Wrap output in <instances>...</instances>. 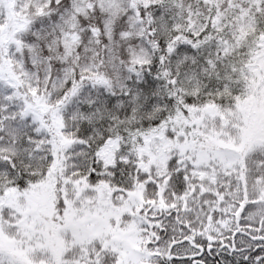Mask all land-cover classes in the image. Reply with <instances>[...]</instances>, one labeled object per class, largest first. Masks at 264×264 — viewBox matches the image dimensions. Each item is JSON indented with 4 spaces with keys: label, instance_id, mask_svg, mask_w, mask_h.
<instances>
[{
    "label": "snow or ice",
    "instance_id": "1",
    "mask_svg": "<svg viewBox=\"0 0 264 264\" xmlns=\"http://www.w3.org/2000/svg\"><path fill=\"white\" fill-rule=\"evenodd\" d=\"M0 264H264V0H0Z\"/></svg>",
    "mask_w": 264,
    "mask_h": 264
}]
</instances>
